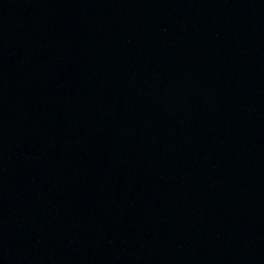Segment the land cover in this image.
Instances as JSON below:
<instances>
[{
    "label": "water",
    "instance_id": "95a60500",
    "mask_svg": "<svg viewBox=\"0 0 264 264\" xmlns=\"http://www.w3.org/2000/svg\"><path fill=\"white\" fill-rule=\"evenodd\" d=\"M0 264H264V0H0Z\"/></svg>",
    "mask_w": 264,
    "mask_h": 264
}]
</instances>
